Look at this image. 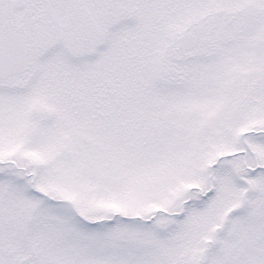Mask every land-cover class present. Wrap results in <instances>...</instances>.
I'll use <instances>...</instances> for the list:
<instances>
[{"label": "snow or ice", "instance_id": "1", "mask_svg": "<svg viewBox=\"0 0 264 264\" xmlns=\"http://www.w3.org/2000/svg\"><path fill=\"white\" fill-rule=\"evenodd\" d=\"M0 264H264V0H0Z\"/></svg>", "mask_w": 264, "mask_h": 264}]
</instances>
